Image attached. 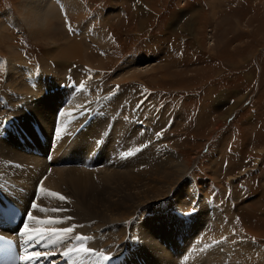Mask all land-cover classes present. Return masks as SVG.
<instances>
[{
    "label": "rangeland",
    "instance_id": "obj_1",
    "mask_svg": "<svg viewBox=\"0 0 264 264\" xmlns=\"http://www.w3.org/2000/svg\"><path fill=\"white\" fill-rule=\"evenodd\" d=\"M57 1L0 0V195L57 221L40 227L76 226L41 249L57 259L82 243L107 261L129 230L122 261L87 264H210L191 261L177 233L195 214L263 249L264 0H78V12L30 25L47 2L69 10ZM71 165L87 174L72 180ZM58 168L48 184L66 202L39 187Z\"/></svg>",
    "mask_w": 264,
    "mask_h": 264
},
{
    "label": "bare ground",
    "instance_id": "obj_2",
    "mask_svg": "<svg viewBox=\"0 0 264 264\" xmlns=\"http://www.w3.org/2000/svg\"><path fill=\"white\" fill-rule=\"evenodd\" d=\"M48 1H53V0H48ZM67 0H65V2H66ZM60 1L58 0L57 1V3L55 4V5H57L58 3H59ZM39 3L40 2H38L37 4V6L39 7ZM48 3V6H49V8L48 9H44V11H42L41 12V7H39V9H38V11L37 12H34L33 13V16H32V18L34 19V20H32V22H30V25L32 24V23H34L35 24V26H36V24L37 23H40L41 24V26H45L47 23H51V22H53L54 20H56L57 19V17L59 18L60 16H65L68 12H70V14H72V12H78L80 9V5H79V3H78V0H68V9L69 10H64V11H58V9L55 7V9H54V6H52L53 5V3H49V2H47ZM72 3H75V4H72ZM54 24H55V22H54ZM52 25V24H51ZM35 26H31V29H33V30H31L30 32L32 33V34H34L35 33V31H37V30H39V29H34L35 28ZM58 27V26H57ZM43 28V27H42ZM40 31V30H39ZM88 33V32H87ZM88 34H90V33H88ZM93 34V33H92ZM77 47H78V44H76V43H70V45H69V48H68V50H66V51H68V53H70V54H74V53H78V49H77ZM67 53V52H66ZM14 67L16 66V65H13ZM16 68V67H15ZM17 70H18V68H17ZM13 70H11V72H12ZM136 72H134V74L133 75H131V76H129V77H127V79H135L136 77H137V75L138 74H135ZM138 73V72H137ZM28 74V73H27ZM18 75H20V74H18ZM33 75V74H32ZM34 76V75H33ZM31 78V77H30ZM21 79V78H20ZM24 79V78H23ZM27 79V78H26ZM26 82V81H25ZM24 83V82H23ZM18 84V83H17ZM29 85V84H28ZM30 86V85H29ZM29 86H27L26 85V87H28L29 88ZM24 88H26L25 86H23ZM19 88V87H18ZM21 89H23V88H21ZM15 90V89H14ZM20 90V89H19ZM27 90V89H26ZM9 91V90H8ZM21 92V91H20ZM130 94V93H129ZM35 95V94H34ZM126 96V95H125ZM149 99V98H148ZM69 102H67V104H68ZM124 103V102H123ZM41 106V105H40ZM68 106H70V105H68ZM125 106V105H124ZM66 108V107H65ZM117 108V107H116ZM124 108V107H123ZM48 109V108H47ZM61 109V108H60ZM63 109V108H62ZM118 109V108H117ZM63 110H65V109H63ZM66 110H67V108H66ZM65 110V111H66ZM120 110H121V108H120ZM125 110V109H124ZM118 111V110H117ZM145 111H146V109H145ZM148 111V110H147ZM149 112V111H148ZM141 113H143V112H141ZM153 114H154V112H153ZM7 115V114H6ZM143 115V117H144V114H142ZM84 116V115H83ZM151 117V116H150ZM156 117V116H155ZM38 118H40V117H38ZM62 118V117H61ZM141 118V117H140ZM149 118V117H148ZM150 119V118H149ZM153 119V118H152ZM140 121V120H139ZM147 121H149V120H147ZM151 122H153V120L151 121ZM118 123V122H117ZM145 124V122L142 124V125H144ZM152 124V123H151ZM153 125V124H152ZM151 125V126H152ZM115 126V125H114ZM127 126V125H126ZM118 128V127H117ZM95 130V129H94ZM46 131V130H45ZM71 131V130H70ZM159 134V133H158ZM103 135V134H102ZM87 136V135H86ZM86 136H84V135H81V138H85V142L84 143H88L87 144V146H86V149H87V147L88 146H90L91 145V143L89 142V140L86 138ZM111 136V135H110ZM118 136V135H117ZM115 137V136H114ZM81 140V139H80ZM62 141H64V140H62ZM71 141V140H70ZM78 141V140H77ZM92 141H94V140H92ZM65 142V141H64ZM63 142V143H64ZM67 143H69V142H67ZM45 144V143H44ZM48 144V143H47ZM78 144V143H77ZM69 145H67V147H68ZM76 146V145H75ZM42 147V146H41ZM44 147V146H43ZM46 147V146H45ZM67 147L65 146V148L67 149ZM79 147V146H78ZM64 148V147H63ZM64 148V149H65ZM70 148H71V145L68 147V149H67V153H66V155H65V157H64V154L65 153H63V155H62V159H70L69 161H71V159L73 158L72 157V155L69 157L68 155L69 154H72L71 153V150H70ZM44 149V148H43ZM60 149V148H59ZM59 149H57V153H56V155L58 154V150ZM61 150V149H60ZM44 151H45V149H44ZM46 152V151H45ZM44 152V153H45ZM60 152V151H59ZM64 152H66V151H64ZM108 152V151H107ZM94 154H88L89 155V157H90V163H94L95 162V160H94V156L96 155L95 153H96V151H94L93 152ZM60 154H62L61 152H60ZM56 155L54 156V157H56ZM259 155V154H258ZM257 155V156H258ZM119 156V155H118ZM38 157V156H37ZM59 157V156H58ZM57 157V158H58ZM171 158H173L172 159V161H174V159L176 158V157H172L171 156ZM170 158V159H171ZM56 159V158H55ZM54 159V160H55ZM61 159V160H62ZM144 159V158H143ZM41 160V159H40ZM163 161H164V159H162ZM98 161V160H97ZM57 162V161H56ZM59 162V161H58ZM65 162H68V160H65ZM164 162H166V160L164 161ZM100 164V163H99ZM109 164V163H108ZM107 164V165H108ZM87 165V164H86ZM103 165H104V163H103ZM106 165V164H105ZM75 166V165H74ZM74 166H69V168H70V171H71V173L74 175L73 177H72V180H74V179H79V178H81L82 177V174L81 173H83V174H87L86 172H84V171H82L81 169H80V167H79V169L77 168V167H74ZM85 166V165H84ZM101 167V166H100ZM99 167V168H100ZM107 167V166H106ZM173 167V166H172ZM165 168V167H164ZM60 171H62L60 168H58L57 169V171H55V172H52L50 175H49V178H46V180H45V183H43L44 182V180L42 181V183H41V186H39L40 188H45V190L47 191H45V193H44V195H43V197H48V196H51L50 195V193H52L53 192V190L51 189L52 187H54L52 184H55L56 186H57V183H54L55 181H56V178H57V175H59L60 173ZM30 172V171H29ZM34 179H35V177H34ZM36 179H37V176H36ZM37 181V180H36ZM164 181V180H163ZM171 181V180H170ZM38 182H39V180H38ZM48 182H50V183H52L51 185L50 184H48ZM167 184H169L168 182H167ZM171 184V183H170ZM31 185V184H30ZM33 185V184H32ZM39 185H40V183H39ZM205 189V188H204ZM18 191V190H17ZM199 193V192H198ZM51 197H53V196H51ZM2 198V197H1ZM8 198V197H7ZM13 199V198H12ZM204 199V198H203ZM18 200V199H17ZM16 201V200H15ZM19 201V200H18ZM148 200H146V202H147ZM19 207H20V209H21V211H22V216H24V214H25V216L27 217V215H28V211L26 210V204H25V202H23L22 201V203L21 204H17ZM38 206V205H37ZM33 210V209H32ZM37 212H38V209H37ZM35 217H37L38 218V220H39V216H37V213H35V215H34ZM25 218V217H24ZM201 218H204L203 217V215L202 214H195L193 217H192V219H191V221L189 222V224H178L177 226H176V228H177V233H178V235L179 236H182L184 233H185V235H186V239H188L190 242H192V243H189V245H190V247H191V249L190 250H192V252H193V254H192V256H191V261H200L201 259V256L204 254L205 256H204V260H206V259H209L211 256H212V260L210 261V264H235V262H234V253L235 254H237V253H239L240 254V256L237 258V259H240V262L238 263V264H264V248L263 249H261L260 247H258V245L256 246L255 244H252V247H249L248 245H246V243H252V242H250V241H248V240H244L243 238L241 239L240 237H237L236 235H233V232L232 233H230V231H231V229H230V227H229V223L227 224V223H225V222H221L219 219H216L214 222H213V225L212 226H216V227H210V226H208L207 225V223H205L206 221H202V222H200V219ZM219 218V217H218ZM23 218H22V221L20 222V224L16 227V228H18V229H16V230H14V229H11L13 232H17V231H20L21 230V228L23 227V226H21L22 225V222H23ZM202 220V219H201ZM205 220V219H204ZM202 223L201 225H203V227H199L198 226V223ZM73 224H74V222H72ZM206 224V225H205ZM88 226H90V225H88ZM31 227H40L37 223H34L33 222V224H32V226ZM60 227V226H59ZM183 229H188L187 231H183ZM204 229V230H203ZM3 230H6V228H4L3 226H2V224H1V222H0V232H4ZM10 230V232H12ZM91 231H93V230H91ZM100 233V232H99ZM97 235V234H96ZM88 236V235H87ZM100 236V235H99ZM162 236V235H161ZM87 240V239H86ZM85 240V241H86ZM157 240V239H156ZM215 241V243H213ZM46 243V242H45ZM88 243V242H87ZM93 245H97L98 246V243H97V240L96 239H94L93 240ZM160 245V244H159ZM188 245V244H187ZM188 245V246H189ZM41 246H43L44 247V243H42V244H40V245H37V246H35V248L34 249H29V251H39L42 247ZM63 247H65L66 248V245L65 244H63ZM87 248H88V245L86 246ZM91 249L93 248L92 246H89ZM164 248H165V246H164ZM185 248V247H184ZM101 250V249H100ZM185 250H186V248H185ZM185 250L183 249V251L185 252ZM187 250H189V249H187ZM250 252H252V255H250ZM186 253V252H185ZM188 253V252H187ZM168 255H169V253H168ZM183 255V254H182ZM182 255H181V257H182ZM189 255V254H188ZM187 255V256H188ZM171 256V255H170ZM183 256H185V255H183ZM186 257V256H185ZM203 257V256H202ZM187 258V257H186ZM44 259V258H43ZM173 260H174V257H173ZM170 261H172V260H170ZM190 261V262H191ZM196 261V262H197ZM173 262V261H172ZM179 262V259H178V261L176 262V263H178ZM143 263V262H142ZM199 263V262H198ZM35 264H37V263H35ZM38 264H42L41 262L40 263H38ZM175 264V263H174ZM191 264V263H190Z\"/></svg>",
    "mask_w": 264,
    "mask_h": 264
},
{
    "label": "snow or ice",
    "instance_id": "obj_3",
    "mask_svg": "<svg viewBox=\"0 0 264 264\" xmlns=\"http://www.w3.org/2000/svg\"><path fill=\"white\" fill-rule=\"evenodd\" d=\"M118 88V86H117ZM63 129L57 128L56 133L57 137L59 138L61 132ZM128 155H131V153H124V156L127 157ZM40 191H44L43 188H40ZM51 196L58 197L60 201L66 202L67 198L59 193H50ZM37 204L35 202L32 203L31 208L33 210L37 209ZM43 211V209H41ZM53 211H59L56 209H53ZM66 219H72L71 217H67ZM29 222H37V223H56L57 221L49 218L48 220H38L37 217H35L32 212L30 211L26 217V221L23 225V227L20 230V236L22 237V250L23 253L21 254L19 259L25 264H32L33 261L38 260L40 257H47L49 253H42L39 251H29L30 248H35V246L40 245L44 242V246L47 247L49 245H57L62 241H65L70 238L71 234L73 233L74 227H68V228H43V227H29ZM2 239V237H0ZM87 238L84 236L77 235L75 237L76 242H82L85 241ZM215 243V241L213 242ZM82 254H92L95 255V253L87 247H84L83 244L79 247H69L67 250H65L62 255L65 257H68L70 255H76L79 257Z\"/></svg>",
    "mask_w": 264,
    "mask_h": 264
}]
</instances>
